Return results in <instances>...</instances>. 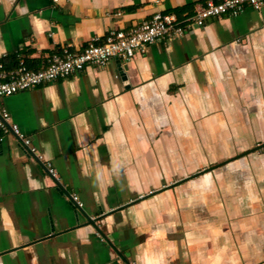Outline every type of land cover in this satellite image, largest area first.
<instances>
[{"label": "crops", "instance_id": "crops-1", "mask_svg": "<svg viewBox=\"0 0 264 264\" xmlns=\"http://www.w3.org/2000/svg\"><path fill=\"white\" fill-rule=\"evenodd\" d=\"M204 1L0 0V63ZM191 25L0 100L57 176L0 132V264H264V6Z\"/></svg>", "mask_w": 264, "mask_h": 264}, {"label": "built area", "instance_id": "built-area-1", "mask_svg": "<svg viewBox=\"0 0 264 264\" xmlns=\"http://www.w3.org/2000/svg\"><path fill=\"white\" fill-rule=\"evenodd\" d=\"M263 6L264 0H205L203 7L190 19L179 20L174 13L155 12L127 30L111 29L101 39L94 37L80 50L72 51L68 46H63L58 53L49 56L39 70H29L22 58L10 70L0 63V100L18 92L67 79L87 67L103 68L111 59L129 61L135 54L144 53L150 45L167 38L181 37L191 30V23L202 27L208 19L233 18L247 8L260 11ZM0 132L12 135L22 151L34 162L44 165L46 174L57 181L54 168L31 144L29 137L10 121L9 114L2 107ZM70 202L77 209L81 208L76 195L70 197Z\"/></svg>", "mask_w": 264, "mask_h": 264}]
</instances>
